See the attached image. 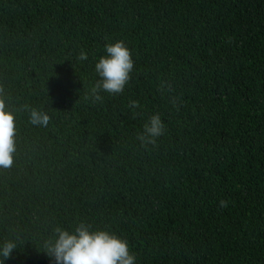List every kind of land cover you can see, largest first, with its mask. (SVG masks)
<instances>
[{
	"label": "trees",
	"instance_id": "1",
	"mask_svg": "<svg viewBox=\"0 0 264 264\" xmlns=\"http://www.w3.org/2000/svg\"><path fill=\"white\" fill-rule=\"evenodd\" d=\"M120 39L131 79L93 103L95 63ZM0 87L9 110L52 116L16 114L0 239L23 242L3 264H57L42 242L81 220L136 264H264V0H0ZM153 113L166 133L143 146Z\"/></svg>",
	"mask_w": 264,
	"mask_h": 264
},
{
	"label": "clouds",
	"instance_id": "2",
	"mask_svg": "<svg viewBox=\"0 0 264 264\" xmlns=\"http://www.w3.org/2000/svg\"><path fill=\"white\" fill-rule=\"evenodd\" d=\"M105 54L95 63L94 71L98 79L88 97L93 103L103 102L104 95H121L134 71L133 54L123 39L108 41L104 45ZM77 59L88 60L81 52ZM4 88L0 87V169H11L17 152V113L28 111V123L34 127L45 128L51 122V110L22 105L15 111L9 110L4 98ZM139 101L130 100L128 109L136 113L140 109ZM166 133V126L159 113H153L136 134V140L143 146L156 145L158 139ZM222 207L227 202L220 201ZM22 238L10 231L0 239V264L11 257L13 250L22 245ZM43 249L53 257L57 264H136V257L129 250L128 241L107 230L96 229L84 220L74 228L56 226L52 235L43 242Z\"/></svg>",
	"mask_w": 264,
	"mask_h": 264
}]
</instances>
